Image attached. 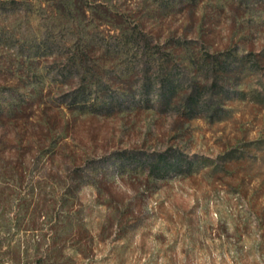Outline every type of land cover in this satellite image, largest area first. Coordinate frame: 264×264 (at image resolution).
<instances>
[{"label":"rangeland","instance_id":"374dc122","mask_svg":"<svg viewBox=\"0 0 264 264\" xmlns=\"http://www.w3.org/2000/svg\"><path fill=\"white\" fill-rule=\"evenodd\" d=\"M0 172L67 264H264V0H0Z\"/></svg>","mask_w":264,"mask_h":264},{"label":"trees","instance_id":"16d2710c","mask_svg":"<svg viewBox=\"0 0 264 264\" xmlns=\"http://www.w3.org/2000/svg\"><path fill=\"white\" fill-rule=\"evenodd\" d=\"M0 177L4 174L0 172ZM9 182L0 179V264H67V258L64 257L66 249L64 237H67L68 231L83 230L86 228L83 217L79 215V210L75 211L72 215L69 212L59 211L57 214V224H55V231H57V245L48 254L41 251L40 243H23L19 236V226H21L23 218L17 215L15 218L9 216V208L13 207V200H24V197H14L13 189L9 186ZM73 188V187H71ZM77 192L68 190L64 196L58 200L64 201L69 199L71 202L76 201ZM31 202L23 203L29 206ZM19 216V217H18ZM76 254V253H75ZM11 255V258L8 256Z\"/></svg>","mask_w":264,"mask_h":264}]
</instances>
